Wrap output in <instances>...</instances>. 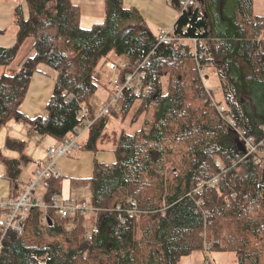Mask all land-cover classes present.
Listing matches in <instances>:
<instances>
[{
  "label": "trees",
  "instance_id": "trees-1",
  "mask_svg": "<svg viewBox=\"0 0 264 264\" xmlns=\"http://www.w3.org/2000/svg\"><path fill=\"white\" fill-rule=\"evenodd\" d=\"M25 1L28 14L23 4L14 10L15 43L0 45V66L8 67L32 40L19 68L0 74V134L21 120L63 139L84 121L82 107L95 119L93 97L109 60L123 61L121 83L142 70L145 92L125 88L120 112L97 118L82 140V149L99 150L113 117L133 127L118 134L115 161L96 160L86 180L95 210L65 217L52 206L31 208L23 233L6 232L0 264H179L198 250L234 254L224 264H264V16L254 0H201L181 10L172 44L158 43L124 0H105L104 20L90 27L72 0ZM173 5L180 10L178 0ZM207 66L218 72L219 100L204 83ZM45 67L55 72L47 114L29 118L21 108L33 74ZM240 130L253 138L250 153ZM6 145L22 150L24 142ZM3 159L9 198H18L21 162L0 146ZM217 175L218 183L205 184ZM48 183L50 205L61 178Z\"/></svg>",
  "mask_w": 264,
  "mask_h": 264
},
{
  "label": "crops",
  "instance_id": "crops-1",
  "mask_svg": "<svg viewBox=\"0 0 264 264\" xmlns=\"http://www.w3.org/2000/svg\"><path fill=\"white\" fill-rule=\"evenodd\" d=\"M72 1L81 8V24L84 27H90L94 23L104 20L105 0ZM124 2L128 6H132L139 11L142 17L145 18V26L152 31L153 35H156L161 28L173 29L175 26L179 9H177L170 0H124ZM19 4H23L25 13L28 14L25 0H0V45L2 46H11L16 41V28L13 26V17L14 10ZM54 87L55 72L53 70L45 67L44 72H35L21 108L22 112L29 118L46 116L47 103L52 96L51 93ZM4 129L10 130L7 139L11 138L24 142L22 150L9 148L6 144L5 149H10L11 151L15 150L16 153L10 155V159H17L22 163L18 179L22 178V180L30 182L31 178L25 177V174L28 171H33V173H35L38 167L34 169V165L36 162H39V158L35 159L37 157L31 145L33 144L36 148L42 147L44 149L45 159L41 161L43 165L46 162L47 149L55 142V139L50 135L38 133L27 121L12 120L3 127L2 131ZM109 149L110 150H107V152L100 151L101 149L97 151L81 149L75 151L73 157L61 156L58 162L59 167H61L63 171V178L65 174H69V178H73L78 172V174L81 173L83 176H86V181L93 175V168L96 160L104 163H112L115 161L114 145ZM0 175L5 177L6 170ZM63 178H61L62 192L68 195V188H70L71 181L67 179L62 183ZM87 184L89 183L87 182ZM0 191V196L7 194L9 191V181L2 178L0 179ZM35 197L40 198L38 196Z\"/></svg>",
  "mask_w": 264,
  "mask_h": 264
},
{
  "label": "built area",
  "instance_id": "built-area-1",
  "mask_svg": "<svg viewBox=\"0 0 264 264\" xmlns=\"http://www.w3.org/2000/svg\"><path fill=\"white\" fill-rule=\"evenodd\" d=\"M173 3V0H170ZM178 5L181 10L187 9L192 6H200V0H178ZM174 29V27H173ZM173 29L161 28L155 38L158 43L172 44L177 39L173 35ZM183 38H178L177 42H183ZM195 42L196 39H193ZM177 46V45H176ZM148 57L140 64V67L144 65ZM123 63H116L109 61L107 63L108 70L112 72L109 77V84L111 85L110 93L106 100L102 101L101 104L96 106V117L94 120L89 118V110L87 107H82L79 114L84 117V121L75 126L72 132L63 139H55V142L47 149V158L43 166L38 167L35 171L36 180L30 183L29 188L25 189L20 197L15 199L6 198L0 201V251L2 249V240L6 232L10 228H14L19 234L23 233L24 225L23 222L33 207L47 208L52 206L56 208L62 216H73V214L83 210L88 211L95 209L91 206L89 202H77L74 200L63 199L61 195L55 194L52 199V204L48 205L46 201L42 198H37L34 196V190L39 187V185L46 190L49 186L48 180L52 177L62 178L63 171L59 167V158L61 156H72L75 151L82 149V140L87 135L91 125L94 121L103 116H111L113 112H120L121 107L119 105V97L125 88H130L137 93L145 92V86L143 81L144 72L141 70H136L135 72H128L125 74L124 82H120L121 67ZM225 106H219V111L224 112ZM231 122H233L231 120ZM240 133L244 136L245 145L252 152L255 147L253 145L252 137H245L246 131L240 130ZM261 165H264V161L261 160ZM219 182V176H214L212 179L208 180L205 184L213 185ZM75 227L74 222H69L67 224L68 229Z\"/></svg>",
  "mask_w": 264,
  "mask_h": 264
},
{
  "label": "rangeland",
  "instance_id": "rangeland-1",
  "mask_svg": "<svg viewBox=\"0 0 264 264\" xmlns=\"http://www.w3.org/2000/svg\"><path fill=\"white\" fill-rule=\"evenodd\" d=\"M201 4H202V1H201ZM253 7H254V11L257 14L264 16V0H254ZM143 19L145 22V18H143ZM133 22H135V20ZM128 25L131 26V25H136V24L135 23H129ZM31 41L32 40L29 39L24 44V46L22 47V49L19 53V56L15 62H13L8 67L7 66H0V74L3 72L10 73V72H13L19 68V65H20L19 62H20L21 58L23 57V55L26 53V51L29 49ZM187 41L190 44L194 43V41L191 39H189ZM191 46H193V44ZM109 61L116 62V63H123L122 60L117 61V60L113 59V60H109ZM109 61H107L103 64V68H104L102 70L103 78L99 80L97 91L95 93V96L93 97V102L95 105L101 104L102 101L106 100V98L108 97V95L110 93L111 85L109 84L108 79L111 76L112 72L108 70L107 63ZM202 76H203V80H204L206 87L213 93L216 100H219V98L221 96V86H220V78H219V75H218L216 68L213 66H207L204 69ZM163 82H164V86L166 87L167 76H165L163 78ZM53 91L54 90H52L51 95L53 94ZM113 113H115V112H113ZM123 127L126 128L128 131H132V129H133L132 126H129L126 123H121V121L117 118L113 117L110 120V123L107 125L104 134L99 139V149H101L100 151L107 152V150H110L109 148L113 147V145L115 144V142L118 138V134L120 133V131ZM9 132H10V130L4 129L0 134V146L3 149V153H4L5 158H7V159H10V157H11L10 155L16 153L15 150L11 151L10 149H5V147H6L5 144H6ZM31 146H32V149H33L35 156L37 157L35 159L39 158V162H36V164L34 165L35 166L34 169H35L37 167H41V165H42L41 161H43L45 159V153H44V149L42 147L36 148L33 144ZM74 154H75V152H74ZM74 154L72 156H67V157H73ZM5 170H6V176L3 177L0 175V179L2 178V179L9 181V191L7 192V194L0 196V201L3 199L9 198L10 192H11V187H12V183H11L12 179L10 178V175L8 172L7 163H6V160L3 159V160H0V174L3 173ZM25 177L31 178V181L26 182L25 180H22L21 177H20L21 179H18L19 185H20L19 191H22V192L25 189L29 188L30 183H32L36 180V173H33V171H28L25 174ZM85 177L86 176H83L81 173L78 174V172H77V175L74 176L73 178H69V174H65V177L64 178L62 177L63 178L62 183L68 179L71 181V185H70V188H68L69 194L67 195L65 192H62L61 197L63 199H69V200L73 199V200L78 201V202H83V201L89 202L90 201V195H89L90 185L87 184V182L85 181V179H86ZM44 191L45 190L39 185V187L37 189H35L33 193L35 196H38L41 198L43 196ZM66 195H67V197H66ZM91 215H92V213L88 214L86 216V220L88 221V224L90 225V227L92 226L90 224L92 222ZM233 259H234V254H232V253L226 254V253H221V252H211L210 256L208 258L204 251L198 250V251H195L194 253H192L188 256L183 257L180 260L179 264H224V263H227Z\"/></svg>",
  "mask_w": 264,
  "mask_h": 264
},
{
  "label": "bare ground",
  "instance_id": "bare-ground-1",
  "mask_svg": "<svg viewBox=\"0 0 264 264\" xmlns=\"http://www.w3.org/2000/svg\"><path fill=\"white\" fill-rule=\"evenodd\" d=\"M92 120H94V119H92ZM77 202H78V201H77ZM86 202H88V201H86ZM91 211H92V210H88L87 212H91ZM209 245H210V244H209ZM209 245H208V246H209ZM209 256H210V255H209ZM209 256H207V257L209 258Z\"/></svg>",
  "mask_w": 264,
  "mask_h": 264
}]
</instances>
